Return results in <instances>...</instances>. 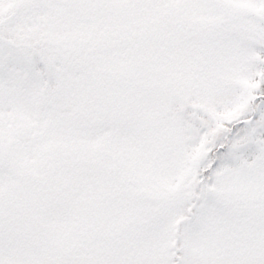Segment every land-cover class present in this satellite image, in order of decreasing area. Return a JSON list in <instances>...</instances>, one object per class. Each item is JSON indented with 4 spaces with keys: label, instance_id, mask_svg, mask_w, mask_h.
I'll return each mask as SVG.
<instances>
[{
    "label": "snow or ice",
    "instance_id": "snow-or-ice-1",
    "mask_svg": "<svg viewBox=\"0 0 264 264\" xmlns=\"http://www.w3.org/2000/svg\"><path fill=\"white\" fill-rule=\"evenodd\" d=\"M0 264H264V0H0Z\"/></svg>",
    "mask_w": 264,
    "mask_h": 264
}]
</instances>
